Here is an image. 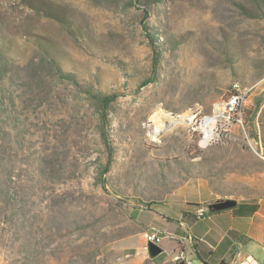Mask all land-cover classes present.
<instances>
[{"label": "rangeland", "instance_id": "obj_1", "mask_svg": "<svg viewBox=\"0 0 264 264\" xmlns=\"http://www.w3.org/2000/svg\"><path fill=\"white\" fill-rule=\"evenodd\" d=\"M3 67L0 264H123L138 212L166 213L188 182L255 205L244 249L264 264V160L247 145H264V0H0ZM235 81L246 134L204 145ZM99 92L116 96L104 123Z\"/></svg>", "mask_w": 264, "mask_h": 264}, {"label": "crops", "instance_id": "obj_2", "mask_svg": "<svg viewBox=\"0 0 264 264\" xmlns=\"http://www.w3.org/2000/svg\"><path fill=\"white\" fill-rule=\"evenodd\" d=\"M212 196L207 183L188 182L173 192L171 202L163 204L166 213L156 208L139 211L136 221L142 230L135 235L131 254L122 258L123 264H178L172 258L179 249L186 252L192 264H241L246 257L253 258L244 247L251 240L249 234L259 216L258 209L253 203L236 201L234 207L198 219V207L226 200L211 201ZM150 230L163 236L162 252L154 258L144 242V233ZM263 242L264 236L262 248Z\"/></svg>", "mask_w": 264, "mask_h": 264}, {"label": "built area", "instance_id": "obj_3", "mask_svg": "<svg viewBox=\"0 0 264 264\" xmlns=\"http://www.w3.org/2000/svg\"><path fill=\"white\" fill-rule=\"evenodd\" d=\"M249 90L241 87V85L235 81L234 90L231 91L226 100L218 102L214 105L213 111L209 116H205L202 122L206 118H213L212 135L207 142H204L205 134L203 132L204 145L213 143L216 139H219L221 143L227 142L229 135L232 132L233 127H239L241 131L246 134L245 125L243 121L242 111L245 105L246 98ZM246 136V135H245ZM247 137V136H246ZM247 145L255 156L264 160V148L260 146L256 139L249 140L247 138ZM208 207H199L196 211V217L198 219L207 218ZM144 242L147 245L152 243L157 246H161L163 242V236L155 231L150 230L144 233ZM264 249V242H263ZM173 261L178 264H192L191 260L187 256L183 249H179L173 255ZM241 264H258L256 260L251 257L246 259Z\"/></svg>", "mask_w": 264, "mask_h": 264}, {"label": "trees", "instance_id": "obj_4", "mask_svg": "<svg viewBox=\"0 0 264 264\" xmlns=\"http://www.w3.org/2000/svg\"><path fill=\"white\" fill-rule=\"evenodd\" d=\"M147 36L149 38V41H150V45L152 47V49L156 52V46L154 44V41L152 40V37L150 36L149 33H147ZM155 57H158V54L157 52L155 53ZM52 58V61L54 62L55 64V58L54 57H51ZM6 65V64H4ZM57 67V66H56ZM59 73L60 70H58ZM5 74V68L3 67V69L0 71V77H3V75ZM64 77H72L73 78V74H66V76ZM94 96H96V98L99 100V105H100V108H99V115H100V119L101 121L104 123V120L106 119L107 117V113H108V110L110 108V105L111 103L115 100V95L113 94H104V93H101L99 92L98 94H93ZM109 158H110V155H109ZM109 168V161L107 162L106 164V169ZM214 212H210L208 211V215L209 214H213ZM220 264H225L224 261H222Z\"/></svg>", "mask_w": 264, "mask_h": 264}, {"label": "water", "instance_id": "obj_5", "mask_svg": "<svg viewBox=\"0 0 264 264\" xmlns=\"http://www.w3.org/2000/svg\"><path fill=\"white\" fill-rule=\"evenodd\" d=\"M235 204L236 201L234 200H224V201L215 202L208 206V211L210 212L222 211L234 207ZM147 252L151 258H154L157 255L161 254L162 248L160 246H157L156 244L150 243L147 245Z\"/></svg>", "mask_w": 264, "mask_h": 264}, {"label": "bare ground", "instance_id": "obj_6", "mask_svg": "<svg viewBox=\"0 0 264 264\" xmlns=\"http://www.w3.org/2000/svg\"><path fill=\"white\" fill-rule=\"evenodd\" d=\"M233 90H234V84L232 85V91ZM163 120H164V118H163ZM185 121L189 122L190 119L189 118L178 117V119H173L171 122H172V124H175V123H178V122H181V123L183 122L184 123ZM213 122H214L213 118L210 117V118L204 119V121L202 123V127L201 128L203 129L204 134H205L204 142H207L210 139L211 135H212ZM159 128H160V126H159ZM156 131L158 132L159 129H157ZM259 144H260V146H262L264 148L263 144H261V143H259Z\"/></svg>", "mask_w": 264, "mask_h": 264}]
</instances>
